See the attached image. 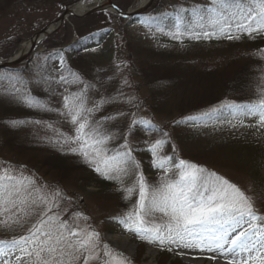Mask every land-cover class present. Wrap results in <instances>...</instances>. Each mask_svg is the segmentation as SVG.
Instances as JSON below:
<instances>
[{
	"label": "snow or ice",
	"instance_id": "1",
	"mask_svg": "<svg viewBox=\"0 0 264 264\" xmlns=\"http://www.w3.org/2000/svg\"><path fill=\"white\" fill-rule=\"evenodd\" d=\"M211 5L207 9V16L202 15L200 9H193L196 19L191 25H184L183 17L178 15L176 31L170 35L175 39L186 34L194 39L225 35L228 39H238V35L233 37L230 34L233 28L238 33L245 32L250 36L264 32V0H211ZM182 26L184 32L180 30ZM206 28L214 31H207ZM261 52L264 54V50ZM69 76L71 79L61 75L59 81L83 84L79 74L69 72ZM6 78L20 84V87L16 83L11 85L10 94L14 99L29 107H46L26 92L25 82L19 76ZM90 87L84 84L80 91L63 97L64 111L61 114L67 116L75 126V135L64 142L76 144L77 147L70 151L83 156L85 162L105 179L123 185L124 178L135 175L134 183L122 188L125 199H129L133 193L138 194L136 203L118 220L124 230L141 241L158 244L161 250L165 246L168 251H172V246L195 248L218 252L226 258V264H264V224L257 223L264 222V216L257 214L252 197L236 183L203 166L178 157L161 156L160 150L168 142V133L162 129L159 130L161 138L152 142L148 150L153 156V167L162 169L164 174L160 176L158 184H149L140 170L139 161L132 154L126 136L122 150L107 148L113 134L100 121L92 119L100 103L88 107L87 90ZM261 93L254 103L244 106L225 104L222 107H243L246 109L245 114L257 116V124L264 128V89ZM216 111L212 110L213 113ZM210 115L205 112L201 117L190 116L177 123ZM11 123L16 126L24 122ZM139 125L149 130L157 128L150 120L132 119L128 126L129 134L132 128ZM61 196L59 189L49 193L37 186L34 178L23 176L22 173L17 175L11 169L0 172V211L15 209L13 215L39 217L28 235L0 241V244H8L10 251L19 252L16 259L22 264H133L123 252L103 243L100 233L95 229L90 226L80 228L61 219L58 211H54L60 208L58 201ZM157 213L162 214L163 222H159ZM81 215L74 214L75 217ZM24 257L28 258L26 262Z\"/></svg>",
	"mask_w": 264,
	"mask_h": 264
},
{
	"label": "trees",
	"instance_id": "2",
	"mask_svg": "<svg viewBox=\"0 0 264 264\" xmlns=\"http://www.w3.org/2000/svg\"><path fill=\"white\" fill-rule=\"evenodd\" d=\"M56 1L68 4L75 0ZM245 2H248V0H245ZM114 3L123 10L127 9V5L121 0H115ZM163 6L165 4L161 0H154L147 10L138 15L124 18L114 13L112 16L120 21H126L127 24L139 21L147 27L172 26L176 30L178 15L183 17L184 25H191L196 19L193 16V9H200L201 14L207 16V9L212 5L211 0H208L207 3L189 1L183 5L174 4L170 8H164ZM150 17L154 19H149ZM66 24L67 21H64L62 27L67 33ZM180 30L184 32L185 28L182 26ZM205 30L214 31L212 28H206ZM196 31L201 30L196 29ZM70 33L68 35H57L60 37L59 41H55L56 39L54 40L52 37L54 35H52L41 42L47 44V47H55L57 50H45L33 55L28 62L22 65L0 69L1 76H19L25 82L26 92L46 106L44 109L29 107L22 101L14 99L10 94L11 85L16 83V86L20 87L18 82L8 79L9 82L0 83V131L4 134L8 133V136L10 135L4 144L12 154L22 159L24 165L37 168L45 175L51 176L62 183L69 184L84 181L90 184L94 182L97 187L95 193L99 195L97 197H99L101 203L105 204V201H109V198L117 197V203L113 205V213L110 212V215L106 218L105 229L111 234L126 232L123 225L118 223V220L132 208L138 198L137 193H133L129 199L124 198L125 193L122 188L131 185V183L112 191L111 187L118 185V183L114 180L105 179L97 173L94 167L89 166L79 153H73L70 149L65 148L47 149L39 144L21 142L17 125H22L23 128L24 123L28 121L41 122L49 117L61 119L62 116H65L61 114L64 111L63 97L80 91L84 84H87L91 85L87 90V103L93 94L99 92V96L108 99V102L103 103L105 108H112L115 113L122 112L126 116L132 113L131 116H140L138 120H150L157 126L156 129L149 130L139 125L132 128V131L139 134L145 133L156 139L161 138L160 129L168 133V142L159 154L175 158L178 151L175 141L169 136L170 128L174 127L177 130L193 128L194 131L201 133L207 127L218 125L229 118H240L245 113L246 109L243 107L239 109L222 107V105H225L222 103L244 106L256 102L261 97V90L264 89V54L261 52V50H264V32L253 33L250 36L245 32L238 33L233 28L230 34L233 37L240 34L238 39H228L227 35L213 36L208 39H194L186 34L181 37V44L183 45L179 48L166 46H151L150 48L142 44L133 46L131 39L124 35L127 56L126 61L121 64L114 62L107 45L97 48L95 52L91 50V47L101 42L104 36L109 39L112 35H97L95 32L91 35H83L80 32L72 38ZM225 43L233 47L229 61L225 64H215L216 66L211 67L199 66L198 70L191 66L188 52L193 46ZM11 54L12 49L0 51V57L4 59H7ZM69 72L79 74L83 84L60 82L59 77L61 75L71 79ZM133 85L136 86L137 91L148 88V95L143 99L136 98V101H127L128 94L126 91L131 89ZM122 91L123 93H121ZM174 103H177L175 116H169L168 121L160 123L157 120L158 116L165 115V110ZM218 104L222 105L214 108L217 110L216 112L213 113V109L206 111L211 113L209 117H202L186 123H177V121L186 120L190 116L201 117L205 111H198ZM141 111L149 112L150 119L140 115ZM257 120L248 122L247 125L251 128L252 126H258ZM12 121H23L24 123L13 126ZM178 138L183 139L184 134H179ZM124 143L125 140L119 141L113 137L107 143V148L112 151L122 150ZM149 147L148 144H142L135 154L141 157V162L139 161L141 170L153 174L162 169L153 167V156L148 150ZM260 150L256 149L253 152L252 159H258L255 153ZM133 156L135 157V155ZM174 162L176 161L174 160ZM208 170L212 171L211 169ZM130 177L131 175L124 178V180H129ZM261 191L264 197V189ZM115 210L120 211L115 212ZM9 234L20 237L22 235L21 228L14 227L11 232H0V241H4L3 236ZM140 242L144 241L139 240ZM3 245L5 244H0V247ZM162 251L165 253L164 258L167 260L171 255L169 254L170 251L167 250V246ZM167 262L168 264H182L179 259H172L165 263L161 262V264H167Z\"/></svg>",
	"mask_w": 264,
	"mask_h": 264
},
{
	"label": "rangeland",
	"instance_id": "3",
	"mask_svg": "<svg viewBox=\"0 0 264 264\" xmlns=\"http://www.w3.org/2000/svg\"><path fill=\"white\" fill-rule=\"evenodd\" d=\"M77 1L79 0L65 4L56 0H0V51L12 49V54L10 55L12 56L19 49L22 42L29 40L45 26L54 22L65 11L66 6ZM83 1L89 3L94 0ZM114 1L112 0L113 3ZM121 1L127 5L126 10L137 8L141 2V0ZM161 1L165 4L163 6L164 8H170L174 4L183 5L189 1L194 3H207L208 0ZM113 14L108 10H101L83 18L70 17L66 20L67 33L63 29L64 27L61 26L59 30L52 34L54 36H51L54 40L56 39L55 41H59L60 37L57 35H68L70 32L72 38L80 32L83 35H91L94 32L97 35H112L109 39L106 38L107 36H104V39L96 46H92L91 50L95 52L97 48L107 45L114 62L117 64L126 61L127 52L124 46V35H127V38L131 39L133 46L142 44L150 48L151 46L179 48L183 45L181 44L182 36L179 39H175L170 35V33L176 31L172 26L162 28L147 27L139 21L133 24H127L126 21H120L114 18L112 16ZM47 46V44L41 43L38 45L37 50L50 51L57 49ZM232 49L233 47L228 43L220 45L198 44L193 46L188 52L189 61L192 64L191 66L195 67L196 70L202 66L211 67L215 64L222 65L229 61ZM0 59L4 58L0 57ZM6 77L8 76H1L0 74V83L9 82ZM138 91L134 85L131 89H127V101H136V98L143 99L149 93L148 88H142L141 91ZM99 94V92L93 94L87 103L88 107L100 103V108L93 113L92 119L100 121L104 128L112 133L113 137L119 141L122 139L125 140L126 136L128 144L133 150L132 154L135 155L137 161H140L141 157L135 154L140 145H151L156 138L145 133L139 134L132 130L129 134L128 126L132 119L138 120L140 116H131L132 113L129 116L124 114L119 115L120 113H115L114 109L105 108L101 101L108 102V99H105L104 96H99ZM222 104L209 106L198 112L211 111ZM176 110L177 103L171 104L165 110V115H159L157 120L160 123L168 121L169 116H175V113H177ZM140 113V115H144L149 119L151 117L148 114L149 112L141 111ZM245 113L240 118H229L218 125L207 127L201 133L194 131L193 128L177 130V128L173 127L169 129V136L173 138L177 145L178 158L211 169L217 174L236 183L242 190L246 191L247 195L252 197L257 214L264 216V197L261 191L264 189V128H261L259 125L252 126L251 128L247 125L248 122H254L258 117L246 115ZM107 117H114V119L107 122L108 119H105ZM17 127L21 142L39 144L47 149H71L77 147L76 144H72L71 142H64L68 137L75 135V126L67 116H62L61 119L49 117L47 120L41 122L28 121L24 123L23 128L22 125H17ZM181 133L184 134L183 139L178 138ZM9 137L10 135L8 136V133L4 134L0 131V172H3L5 169H11L17 175L22 173L23 176L34 178L37 186L43 187L49 193L59 189L62 193L58 201L60 208L59 210L54 209V211H58L61 219L68 220L80 228L90 226L92 229H95L100 233L103 243H107L114 250L123 252L131 259L133 264H161V262L165 263L172 259H179L182 264H226V258L220 256L219 253L214 254L206 250L201 251L195 248L184 249L175 246H172V251L169 253L171 255L166 260L164 258L166 255L158 244L139 243V239L129 232L108 233L105 229L106 218L110 215V212L113 213V205L117 203V197L109 198V201H105V204L101 203V200L97 197L99 195L95 193L97 187L94 182L90 184L84 181L69 184L62 183L51 176L45 175L37 168L24 165L22 159L12 154L10 149L4 144ZM256 149H261L255 153L258 159H252L253 152ZM163 174V170L153 174L143 172L144 177L151 185L158 184L159 178ZM169 174L171 175V172ZM134 181L135 175H131L129 180H124L123 185L128 183L133 184ZM123 185H115L111 187V190L114 191ZM118 211L120 210H115V212ZM13 212H15V209L0 211V221H6V223H0V232H11L14 227H18L21 228V236L28 235L29 229L38 222L39 217L33 215L22 218L20 214L13 215ZM75 213H81L82 215L75 217ZM156 216L159 222H163L164 218L162 214L157 213ZM85 217L87 219H84ZM16 220L20 222L14 223L13 221ZM257 223L264 224V222ZM3 237L5 238L4 241L19 238L17 235L11 234ZM125 238H127V243L126 246H123L120 240ZM9 248L10 245L6 244L0 247V264H22L21 261L16 259V256L20 255L19 252L15 250L10 251ZM27 259V257L23 258L25 262Z\"/></svg>",
	"mask_w": 264,
	"mask_h": 264
},
{
	"label": "water",
	"instance_id": "4",
	"mask_svg": "<svg viewBox=\"0 0 264 264\" xmlns=\"http://www.w3.org/2000/svg\"><path fill=\"white\" fill-rule=\"evenodd\" d=\"M106 1H107V5H108L107 7L94 6L82 15H75L73 13H70L69 8L67 6L65 11L54 22L45 26L43 29H41L39 32H37L36 34H34L30 38L31 47L27 53H25L24 55H18V56L16 54L7 60H0V69H8V68H11V67H14V66H17V65H20V64L27 62L28 59L34 53L37 52L36 47L38 46V44L42 40L46 39L48 36L55 33L57 30H59V28L62 26L63 22L66 19H68L70 16L85 17V16H87L91 13H95L99 10L108 9L112 12L117 13L118 15H120L124 18H128V17L135 16V15L142 13L147 8H149L153 2V0H148L147 3H145L143 5H139L137 8H135L133 10L124 11L119 6H117L115 3H113L112 0H106Z\"/></svg>",
	"mask_w": 264,
	"mask_h": 264
},
{
	"label": "bare ground",
	"instance_id": "5",
	"mask_svg": "<svg viewBox=\"0 0 264 264\" xmlns=\"http://www.w3.org/2000/svg\"><path fill=\"white\" fill-rule=\"evenodd\" d=\"M148 0H141L140 5H143L147 3ZM94 6H103L107 7V1L106 0H94L93 2H85V1H77L71 5L68 6L70 13H73L75 15H82L88 10H90ZM54 26V25H53ZM31 47V42L30 40H26L21 43L19 49L16 51L15 55H24L29 51ZM123 246H126L127 243V238L120 240ZM214 254L218 252H213ZM212 253V254H213Z\"/></svg>",
	"mask_w": 264,
	"mask_h": 264
}]
</instances>
